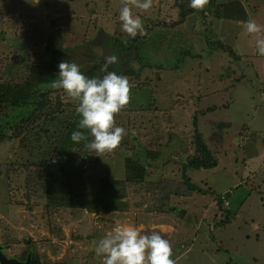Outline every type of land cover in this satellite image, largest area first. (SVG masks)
I'll return each mask as SVG.
<instances>
[{"label":"rangeland","instance_id":"obj_1","mask_svg":"<svg viewBox=\"0 0 264 264\" xmlns=\"http://www.w3.org/2000/svg\"><path fill=\"white\" fill-rule=\"evenodd\" d=\"M44 1L0 0V84H18L24 87L23 92L28 91L27 84L37 82L40 71L47 67L46 49L53 57L64 54V60L86 68L96 62V56L104 57L105 62L115 56L104 32L128 38L119 20L123 0ZM232 1L236 2L232 10L239 8L243 14L246 10L244 21L252 18L264 25V0H217L215 5ZM12 5H24L25 12L13 11ZM131 11L140 15L148 37L144 43L130 42L134 53L148 64L139 79L130 76L131 85L146 83L148 89L141 88L140 100L147 104L148 98L153 110L137 113L139 117L121 110L115 113V126L123 127L126 134L115 149L99 157L80 141L67 142L65 131L56 129L65 123L59 122V114L70 112L71 122L77 121L78 102L60 90L46 95L49 85H34V98L46 100L42 94L50 97L51 108L45 112L55 111L47 126L42 124L43 113L38 108L33 109L35 120L28 127L21 117L28 118L31 110H22L12 119L0 115V244L8 248L9 255L19 252L22 258L28 252L38 256L62 252L75 245L70 246L66 239L62 220L72 232H80L85 224L90 236L85 233L74 239L86 236L97 242L107 231L104 225L112 223L106 219L113 215L123 218V224L135 218L128 223L147 233L158 221L169 224L168 218L174 225L186 210L178 229L181 233L174 235L178 240L189 239L187 244L192 240V247L187 261L176 264H264V160L262 165L261 158L253 160V154H260L256 151L264 146V68H254L251 63L255 48L250 56L242 53L235 62L219 50H206V39L212 36L206 35L209 29L233 51L238 45L252 50L246 45L244 34L249 33L243 21H222L212 13L195 14L192 19L186 16L182 21L173 0H153L148 10L133 6ZM49 16L56 21L50 22ZM96 32L104 41L94 40ZM84 34L90 46L102 42L111 46H101L103 54L91 53L88 48L83 51L86 55L66 57L60 48L78 46L75 43ZM252 35L256 40L257 34ZM50 40L53 47H48ZM89 55L95 56L91 59ZM181 55L184 60L176 64ZM110 65L117 72L124 69L120 62ZM4 105L0 113L11 106ZM196 130L218 164L213 169H187L191 182L206 193L185 194L182 163L193 153L190 141ZM156 152L157 157L150 158ZM128 156L144 166L138 180L128 173ZM106 157L113 162H100ZM163 193H170L166 206L156 203ZM218 195L224 196L221 209L216 204ZM173 207L180 212L172 214ZM227 210L231 222L223 223ZM53 226L56 228L49 231Z\"/></svg>","mask_w":264,"mask_h":264},{"label":"clouds","instance_id":"obj_2","mask_svg":"<svg viewBox=\"0 0 264 264\" xmlns=\"http://www.w3.org/2000/svg\"><path fill=\"white\" fill-rule=\"evenodd\" d=\"M30 2L37 4L39 0H35V3H33V0H30ZM208 2L209 0H189V7L195 10H202ZM16 4L21 3L18 2ZM130 6H135L138 9L146 11L151 8L152 0H123V6L119 10V20L121 21V28L127 33L128 38L120 39L104 32L106 37L110 39L109 42L113 44L110 51L112 50L116 56L108 57L105 66L108 65L112 68L111 63L120 62L124 66V69H122L123 73L126 70L125 60L134 53L135 46L130 45V42L132 44L134 42L131 41V38H135L138 33L139 35L145 34L140 15L134 16ZM54 7L56 8L57 6L54 4ZM18 9H21L19 13L22 14L24 5H22V8L12 5L13 11ZM53 18L51 17L50 19L52 23L56 21ZM242 23L247 33L257 34L255 51L258 55L264 56V36L261 35L262 30H264V25L258 24L252 18ZM98 27L99 25L96 28ZM96 33L97 35L93 36L94 40L97 39L98 42L100 40L104 41L102 34ZM87 39L88 37L84 34L75 43L78 46L60 48V50L66 51V57L72 56L75 58L82 54L86 55L83 52L84 49L89 48L91 53L97 54L100 51L103 54L101 46H105L106 48L108 45L111 46L108 43L104 44V42L90 46ZM121 40L130 41L123 50L115 46ZM22 55L24 57L25 52ZM94 56L89 55L91 59ZM96 57L98 58L97 60L102 59L105 61L104 57ZM57 69L58 71L54 76L56 78L51 81L50 86L52 88L63 89L67 96L78 102L75 107V112L79 114L80 118L76 122L77 124L72 123V125L74 124L76 126V130L71 132V140L74 142H87L85 147L92 154L99 157L105 152H111L126 134L123 127L115 126L114 114L118 113L129 101L130 85L127 76L118 74L117 71H109L102 77H89L81 71L79 64L64 59L58 63ZM89 136L91 137L90 140L88 139ZM62 223L63 230H66L64 227L66 228L68 225L63 220ZM0 246L7 257H16L9 255L7 253L8 248L5 249L4 245L0 244ZM93 251L96 256L101 258L102 264H175V261L171 258L172 247L170 242L162 238L158 231L153 230L150 233H145L140 228L129 224H117L110 231H107L95 242ZM29 253L32 256V252H28L26 258ZM18 259L25 260V258Z\"/></svg>","mask_w":264,"mask_h":264},{"label":"trees","instance_id":"obj_3","mask_svg":"<svg viewBox=\"0 0 264 264\" xmlns=\"http://www.w3.org/2000/svg\"><path fill=\"white\" fill-rule=\"evenodd\" d=\"M217 0H209L208 4L205 5V7L202 10H195L191 7H189V0H174V5L175 7L178 8V10L180 11V17L182 18V20H185L186 16L190 17L191 16H196L198 14L205 16L206 14H213L214 16L218 17L220 20L222 21H226V20H236V21H244L245 20V14H246V10L245 13H241L240 9L237 8L236 10H232L233 5L236 3L234 1L231 2H224L221 3L219 5H215V2ZM54 3V2H51ZM238 3L241 4V2L239 1ZM231 4V5H230ZM230 5V6H229ZM242 7V6H241ZM245 9V8H244ZM196 14V15H195ZM48 20L50 21L51 17H47ZM192 19V18H191ZM194 23H196L197 21H193ZM52 27V26H51ZM151 30V29H150ZM149 30V31H150ZM210 30V29H209ZM206 31V35L211 34L212 36L208 37V39H206V50L208 53H211L213 51H220L221 54L223 55L224 53L226 55L232 56L233 61L235 62L240 56H242L241 51H240V47L239 45L237 47H235V50L233 51L232 49H230V47H228L226 45V47L223 45L221 40H218V38L213 34V31ZM148 31V32H149ZM245 35V39L249 41L250 46H253L255 48V38H253L252 34H244ZM144 37V38H143ZM206 37V36H205ZM138 38V39H137ZM159 38V37H157ZM149 39L151 41H155V39L150 36ZM139 41L144 43L145 40H148V37L146 34L144 35H138L135 38H131V41ZM128 40H121L118 41V43L115 45L118 49L123 50L124 47H126V45L128 44ZM135 49V47H134ZM243 49V48H242ZM231 51V52H230ZM239 51V52H237ZM49 52V58H48V63H47V67L44 68L42 71H40L39 73V78L37 79V82H32L31 84L28 83L27 85L29 86V90H22V88L24 89V87L22 85H18V84H9V83H2L0 84V106L4 105V103H7L9 105H11L8 109L6 108V112L5 113H0V115H4L5 117H7L8 119H12V117L14 115H18V114H22V110L24 112H26L27 110H31L30 113L27 115L28 118L25 119V116H22V123L25 124L26 127H28L29 125H32L34 120H35V113H33V109L38 108L40 113H43L42 118V124L47 126L48 123L50 121L53 120L54 115H55V111H53L51 113V111H49L48 113L45 112V110H49L51 108V104L49 103V98L46 95H49L51 93H55L60 91H64L63 89H59V88H52L51 85V81L56 78L55 73L58 71L57 69V65L58 63L65 58L64 55L61 56H56L53 57L51 54L50 49H48ZM188 52V51H185ZM190 52V51H189ZM184 53V51L182 52ZM234 53V54H233ZM240 53V54H238ZM233 54V55H230ZM133 57H135L138 62L140 60V56H137L135 53H133ZM236 59V60H235ZM184 60V56L181 55L178 57V61L176 62V64H178L179 62ZM232 61V62H233ZM97 62H102L104 63L103 65H98ZM183 63V62H182ZM106 64L105 61H103L102 59L97 60L96 62H94L91 66H88L87 68H81V71L89 76H97V77H102L103 75H105L107 72L109 71H114V69H112L111 67H109L107 65V67H104ZM135 71H138L139 76L141 73V69H135ZM118 74H122L124 76L127 75L126 70L124 71V73L122 72V70L120 72H117ZM128 78V76H127ZM133 82V80H131V78H128V82ZM37 84H44V85H49V89H48V93L46 95L42 94L41 96L45 97L46 100L42 99V100H38V98H34V94H36L33 91V86L37 85ZM134 85H130V90H129V95H133V98H138L140 100V98H142L141 96V86L142 84L139 86H136L135 83H133ZM144 84V83H143ZM140 93V94H139ZM58 99H61L60 96H58ZM133 100V99H132ZM129 103L126 104L122 109L121 112H126L128 115H131L134 113V115L136 117H139L140 115H138L137 113L141 114L143 112H149L151 110H153L152 106L150 105V101L147 99V104H145L144 100L141 101L136 107L135 103L132 101L131 104V98H129ZM57 105H61V100H57L56 102ZM149 104V106H148ZM6 106V105H4ZM18 111H17V109ZM10 110V111H8ZM62 112H65V109H59ZM59 122H65V123H60L59 126L56 127V129H58L61 132H64V135L67 139V142L71 143V138H70V134L73 130H76V126H74V124L72 125L71 122V114L66 113L64 115L59 114ZM66 117L67 120H66ZM79 115L77 114L75 116V120H79ZM4 121V120H3ZM138 121V120H137ZM142 122V120L140 121V123ZM71 125V126H70ZM230 127V125H229ZM86 131V130H83ZM40 132V128L37 131V134L39 135ZM68 134V135H67ZM90 137V136H89ZM88 137V139H89ZM1 138V137H0ZM191 144L193 146V153L189 156H187L186 160L183 161L182 163V173H183V182L184 185L186 186V190L187 192H185V194H192L195 192L198 193H206L204 189H202L201 187H198L196 184L191 182L190 177L187 174V169H213L217 166L218 164V160L216 157H214L213 154H211V151L209 150V147L207 146V144L205 143L203 136L200 132H198L196 130V134L194 135V138L191 139ZM81 143L86 144L87 142L81 141ZM197 153V154H195ZM150 154V153H149ZM157 157V152L155 154H150V158L155 159ZM127 170L128 173H133V176L135 179H139L142 177L143 173L145 172L144 166L137 164L134 158L131 157H127ZM107 168V165L105 166ZM112 186L115 187V180H111L110 181ZM183 195V194H182ZM160 198L157 200V204H162L163 206L168 205L169 202V196L170 193H163L162 195H159ZM216 204L217 206L221 209L223 208V198L224 196H217L216 197ZM165 207H163L162 209H164ZM161 210V209H159ZM225 218L223 219V223H228V221L230 220V216H229V210H227L225 212ZM113 218V217H112ZM83 225V229L78 232H71L70 235L71 237L74 239L81 237L80 234H87L88 232L85 230L86 226L85 224H81ZM81 225H78V229L80 228ZM56 227L53 226V228H51L49 231L54 230ZM101 227H97V229H99L100 231ZM48 231V232H49ZM86 236H90V234L88 233ZM103 236V235H102Z\"/></svg>","mask_w":264,"mask_h":264},{"label":"crops","instance_id":"obj_4","mask_svg":"<svg viewBox=\"0 0 264 264\" xmlns=\"http://www.w3.org/2000/svg\"><path fill=\"white\" fill-rule=\"evenodd\" d=\"M173 4H174V0H173ZM130 7H131V9H133V6H130ZM181 20H182V18H181ZM182 21H184V20H182ZM237 22H242V21H237ZM246 41H247L246 45L248 47H252V50L248 51L244 47L243 49L241 48L240 51H241V53H249L248 55L250 56L254 47L250 46V43L248 40H246ZM52 44L53 43L50 40L48 47H53ZM46 52L48 53V58H49V52L47 51V49H46ZM253 52H254L253 56L250 58H251V63H253V65H254V68L255 67L259 68L260 66H262L264 68V58L262 56L258 55L255 51H253ZM133 56L134 55H131L125 60L127 76H128V78H131L130 76H133V77H135V79H139V73H138V71H135V69L146 70L147 69L146 66H148V64L146 65V63L141 61V59L138 62V60ZM176 66H178V65H176ZM162 69H165V68H161L159 70H162ZM136 72H137V74H136ZM146 81L148 83V79H146ZM129 84L131 85L132 82H130ZM145 84L146 83L142 84L141 88H145ZM136 86H139V85L136 84ZM145 89H148V88H145ZM129 97L131 98V101H133L136 105H138L141 102L138 98L137 99L133 98V95H129ZM76 122H78V121H76ZM76 122L73 121L74 124H77ZM90 139H91V137L89 138V140ZM253 151H254V149H253ZM256 152H258L260 154H258L257 156H256V154H253V156H255L253 160H256L257 158H261V161H260L261 164L260 165H262V162L264 160V158H263L264 157V146H261L260 151H256ZM261 155H262V157H261ZM102 161H110L112 163L113 159L110 157H106V158L102 159L100 162H102ZM256 166L258 167L259 165H256ZM120 170H121V168H120ZM175 210L177 212H180V210L177 209L176 207H173L170 209V211H172V214L176 213ZM185 212H186V210L181 212V216L180 215L178 216L179 220H177V223H174V225H172V223H173L172 219L168 218L170 220L169 224H165L162 221H158V223L156 225L152 224L151 226H149V229L151 231H153V230L158 231L160 234H162V238L167 239L170 242V245L172 247V257L171 258L175 261V264L177 262H180V261L182 263L187 261L188 253L190 251V248L192 247V243H191L192 240L187 244L189 239L187 241H184V239L178 240L177 236L174 235V234H176V232L181 233L178 231V229L181 227V223H182V220L184 219ZM112 217H115V215H113ZM136 219L139 220V217H136ZM106 220L107 221L110 220L112 222L111 225H109L108 223L106 225H104L103 229L107 228V231H108V227H109V231H110L117 224H123V222H122L123 218H121V217L108 218ZM134 220H135V218L127 219L124 224L130 225V223H128V222H132ZM200 225H201V220H200L199 225L198 224L195 225L196 226V228H195L196 232L200 229ZM100 227H103V226H100ZM160 227H165V230L160 231V229H159ZM186 228H191V226L186 225ZM64 229H66L64 231V233H66L65 234L66 239L69 240L70 246L73 245L74 243H75V245L70 249L65 250V248H64V250L62 252L48 251L47 253L43 252L42 255L39 254V256L37 253H32V256H31L32 263L31 264H48L50 262H52L51 264H102L101 258L96 256L94 251H93V247H94L95 242L94 241L92 242L91 238H87L85 236V237H83V239L82 238L71 239L70 233L72 232V230H69V229H72V228L70 227V225H68V227H66V228L64 227ZM172 230H175V233L172 234L171 233ZM181 231H182V233L184 232L183 229ZM147 233H150V232H147ZM104 234L105 233H103L102 235H104ZM208 238L210 239V237H208ZM64 242L66 243L65 240H64ZM16 255H17L16 257H18V258L24 259L20 256L19 252ZM182 263H180V264H182Z\"/></svg>","mask_w":264,"mask_h":264},{"label":"water","instance_id":"obj_5","mask_svg":"<svg viewBox=\"0 0 264 264\" xmlns=\"http://www.w3.org/2000/svg\"><path fill=\"white\" fill-rule=\"evenodd\" d=\"M30 258L31 253L28 254L27 258L24 261L19 260L16 257H7L2 251V247L0 246V264H30Z\"/></svg>","mask_w":264,"mask_h":264},{"label":"flooded vegetation","instance_id":"obj_6","mask_svg":"<svg viewBox=\"0 0 264 264\" xmlns=\"http://www.w3.org/2000/svg\"><path fill=\"white\" fill-rule=\"evenodd\" d=\"M25 259H26V257H25Z\"/></svg>","mask_w":264,"mask_h":264}]
</instances>
